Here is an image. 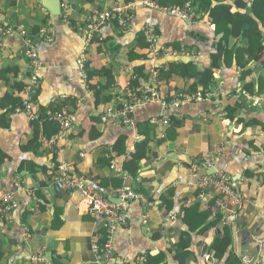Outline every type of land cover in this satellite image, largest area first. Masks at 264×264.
Masks as SVG:
<instances>
[{
  "label": "crops",
  "instance_id": "crops-1",
  "mask_svg": "<svg viewBox=\"0 0 264 264\" xmlns=\"http://www.w3.org/2000/svg\"><path fill=\"white\" fill-rule=\"evenodd\" d=\"M59 1L62 12L54 17L42 0H0V71L6 72L0 77V115L6 112L1 100L5 95L16 98L31 73L29 60L22 55L28 38L37 44L42 64L36 73L38 110L61 104L53 112L70 116V127L50 147L40 135L37 145L29 144L33 127L20 106L8 113L6 127L0 124V152L7 156L0 164V191L22 187L15 192L13 209L5 214L0 204V264H33L31 258L39 254L50 264H148L149 256H162L160 264H179L174 256L185 232L190 258L184 264H264V25L251 9L253 0H243L246 9L232 11L247 13L252 31L262 34V51L256 60L240 52L239 62L234 59L213 70L207 99L167 110L157 104L137 106L126 114L128 124L120 116L112 119L110 113L120 106L130 81L138 75L136 89L156 87L170 97L191 84L176 75L165 80L163 71L170 63L210 68L220 37L212 19L202 13L187 23L146 8L141 0ZM115 6L128 8L129 30L102 27L87 52L88 72L101 68L113 72L110 88L99 98L90 86L104 85L105 78L85 82L76 60L90 16ZM146 25L154 26L158 34L157 49L168 47L177 53L184 49L189 54L151 61L142 34ZM36 26L40 33H50L52 40H42L39 32L33 35ZM229 42L239 48L243 44ZM103 95L110 100L101 102ZM160 117L173 119L174 126L155 124ZM145 135L151 138L147 156L136 174L129 175L122 166ZM119 139L125 141L122 156L111 152ZM205 158L212 166L193 168ZM59 164L95 191L113 192L111 199L126 187L147 201L129 204L128 224L113 238L112 262L93 251V238L100 239L104 231L86 214L81 193L56 182ZM215 171L241 180L239 201L211 191L201 195L192 187L191 183ZM194 204L208 214V220L189 232L182 218ZM227 236L229 246L218 252V242Z\"/></svg>",
  "mask_w": 264,
  "mask_h": 264
},
{
  "label": "built area",
  "instance_id": "built-area-1",
  "mask_svg": "<svg viewBox=\"0 0 264 264\" xmlns=\"http://www.w3.org/2000/svg\"><path fill=\"white\" fill-rule=\"evenodd\" d=\"M141 4L149 9L159 11L161 13L168 14L175 18L181 19L187 23H192L197 19V14L193 11L191 4L186 3L184 6H161L156 0H141ZM128 8H122L115 6L112 11L94 12L89 19V25L86 31L85 41L79 56L76 60L77 67L85 82L88 81V71L86 68L87 52L91 46L93 40L98 36V31L104 26H110L117 23L118 28L122 32H127L130 27L131 16L128 15ZM43 37L42 40L51 41L52 36L47 31L43 30L40 33ZM142 34L146 42V48L150 51V59L153 62L161 60L163 58L170 57L175 54L188 55L184 49L180 52L172 51L171 48L165 47L157 49L155 47L158 39V34L152 25H146L142 28ZM27 38V37H26ZM22 55L28 58L31 73L28 77V81L23 85L22 89L18 92L17 96L20 99V109L27 115L28 120L32 123L38 120L39 110L35 102V94L39 90V81L37 77V70L42 67L37 52V44L32 43L28 38ZM209 91V90H208ZM210 96L208 92H203L200 88L195 92L181 91L170 97H164L156 89V87H148L146 89H134L131 86L127 87V96H125L120 102V106L110 113L112 119L117 116L123 117L124 123H129L126 118V114L130 113L137 106H145L147 104H157L162 109H170L178 107L182 103L205 100ZM47 116L53 122L57 123L60 127V132L50 138H42V142L50 147L55 144V140L59 137V134H63L70 127V116L62 112L47 111ZM125 117V118H124ZM105 119V118H104ZM155 124H160L164 127H168V118L160 117L154 120ZM202 164H194L193 168L212 166L209 158H205L201 161ZM56 182L61 184L64 188L71 191H78L81 193L83 200L87 206L86 214L93 220V223L103 229L104 234L100 239L93 238L92 249L95 253L100 252L102 258L105 261H111L114 259L113 238L116 231L128 224V208L132 201H140L148 204L142 195L134 193L131 189L123 187L115 191V195L111 196L118 202H113L110 198V192L103 194L97 192L94 189L86 186L81 179L72 177L68 173V168L62 164L57 165ZM241 180L235 179L223 171H215L211 174H206L195 182L191 183L192 187L197 189L201 195L205 191H211L217 194H221L234 202L241 199L239 192ZM22 190L20 185H17L15 191H0V204H2L3 213H7L16 206L15 192ZM3 215H0V221H2ZM33 264H50L47 257L43 254L34 255L31 258Z\"/></svg>",
  "mask_w": 264,
  "mask_h": 264
},
{
  "label": "trees",
  "instance_id": "trees-1",
  "mask_svg": "<svg viewBox=\"0 0 264 264\" xmlns=\"http://www.w3.org/2000/svg\"><path fill=\"white\" fill-rule=\"evenodd\" d=\"M92 1V0H89ZM130 0H125L129 2ZM161 6H184L186 3H190L193 11L197 15L202 13H208L209 17L212 19V22L215 26L216 35L220 36L215 44V51L211 54V65L210 68L205 70L198 69L192 62L188 63H170L167 67L168 69L163 71V78L165 80H170L172 76H179L191 84L186 91L195 92L202 89L203 92H208V87L214 82V72L213 70L218 69L222 63L228 64L231 63L234 59L239 62V53L242 52L243 55H247L249 59H255L259 57L262 51V34L259 31H252V21L251 17L247 13H240L238 11H232L233 8L246 9V4L243 0H156ZM226 1H234L229 3ZM251 9L257 18L264 25V0H253L251 4ZM256 10V11H255ZM118 27L117 23H114ZM39 27H33V35H37L39 32ZM40 33V32H39ZM242 41V47H237V45H231L230 40ZM146 47V42H145ZM259 54V55H258ZM5 70L0 71V77L5 75ZM100 77L105 78L106 83L97 87L90 86L93 88L96 96L100 98L104 90L110 88V81L113 77V72L111 69L101 68L97 72H88V83L91 81L90 78ZM143 77V75H142ZM139 78V75L134 79L135 81H130L129 85L136 89L137 86L136 80ZM112 82V81H111ZM245 88L248 89V86ZM22 89V88H21ZM20 89V90H21ZM19 90V91H20ZM18 91V92H19ZM250 92V91H249ZM110 98L103 95L101 102H108ZM20 106V99L18 96L16 98L5 95L1 100V107L6 110V112L0 115V124L7 126L6 117L9 112L12 111L15 107ZM61 104H55L49 106L47 109L41 107L39 111L38 120L32 122L33 127V138L29 142L30 145L38 144V137L50 139L56 136L60 132V127L57 123L53 122L47 116V110L55 111L54 109L60 108ZM101 119H96V122L99 123ZM172 121V122H171ZM168 128L174 126V121L171 118H168ZM171 122V124H170ZM176 123V122H175ZM98 125V124H97ZM140 130V127H139ZM99 133L93 135L97 137ZM151 141L150 136L145 135V138L138 141L134 146V151L123 164V170L134 176L139 170V162L147 156L148 145ZM124 139H119L112 147V153L116 156L125 155V143ZM6 155L0 152V164H2ZM110 163L113 164V160L109 159ZM108 160V161H109ZM111 166V164H110ZM199 205L194 204L187 208L184 212L182 221L183 225L189 232H193L205 225L208 220V214L206 212L199 211ZM187 232H185L180 238V242L177 247H179L178 253L174 256L175 260L179 264H184L190 258V253L187 250L188 237ZM230 244L229 237H224L218 242L217 250L218 252H223ZM2 254L0 253V258ZM163 260L162 256H149L147 258L148 264H160Z\"/></svg>",
  "mask_w": 264,
  "mask_h": 264
},
{
  "label": "water",
  "instance_id": "water-1",
  "mask_svg": "<svg viewBox=\"0 0 264 264\" xmlns=\"http://www.w3.org/2000/svg\"><path fill=\"white\" fill-rule=\"evenodd\" d=\"M42 6L54 17L61 15L62 7L59 0H42ZM111 200L113 202H118L116 199H111Z\"/></svg>",
  "mask_w": 264,
  "mask_h": 264
}]
</instances>
